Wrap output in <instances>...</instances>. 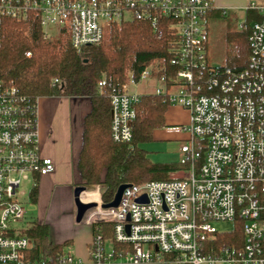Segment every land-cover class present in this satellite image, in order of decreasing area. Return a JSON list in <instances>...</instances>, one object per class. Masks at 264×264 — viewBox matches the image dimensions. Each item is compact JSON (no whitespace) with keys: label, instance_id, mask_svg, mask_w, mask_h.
<instances>
[{"label":"built area","instance_id":"obj_1","mask_svg":"<svg viewBox=\"0 0 264 264\" xmlns=\"http://www.w3.org/2000/svg\"><path fill=\"white\" fill-rule=\"evenodd\" d=\"M249 9L264 16V4ZM214 10V0H0V40L6 18L26 21L32 13L46 40L65 31L76 50L101 45L115 25L147 21L160 36L165 24L177 37L175 72L155 63L110 95L112 137L131 142L136 106L147 95L189 115L187 126L167 128L187 135L179 150L185 170L168 182L130 184L118 208L103 210L101 201L87 221L111 223L113 237L93 238L86 262L70 253L37 260L20 189L28 178L53 174L55 164L41 153L30 99L0 80V264H264V19L252 30L248 66L237 70L210 64ZM154 70L162 74L158 88L141 95L136 87ZM105 87L102 81L101 93ZM221 224L233 230L220 231ZM234 233L242 241L217 245Z\"/></svg>","mask_w":264,"mask_h":264},{"label":"trees","instance_id":"obj_2","mask_svg":"<svg viewBox=\"0 0 264 264\" xmlns=\"http://www.w3.org/2000/svg\"><path fill=\"white\" fill-rule=\"evenodd\" d=\"M229 13L216 9L208 15L209 44L210 29L228 20ZM246 14L254 19V25L248 21L242 31L228 27L224 35L230 52L228 65L237 70L248 66L252 30L256 23L264 19L261 12L256 10L249 9ZM162 26V35L159 36L147 21L122 23L112 27L107 44L76 50L68 32L62 31L56 39L46 40L36 13H32L26 21L6 18L3 23L0 80L27 96L35 113L39 98L91 100L92 111L84 122L78 170L88 191L100 188L103 204H110L122 185L168 182L176 173L186 169L180 162L153 163L149 158L150 153L144 148L153 142L155 131L168 128L165 117L171 106L162 97L147 95L137 104L131 142L117 143L111 132L110 95L128 84L129 72L137 82L142 73L157 62L165 67L166 75L175 72L171 62L177 37L165 24ZM28 52H32L31 58L26 57ZM161 75L154 70L152 79L157 80ZM55 80L59 84H54ZM102 81H106L103 93L99 90ZM38 197L37 177L29 194V202L36 205ZM112 231L111 223L92 224L93 238L102 235L104 240H109L113 237ZM26 235L34 243L37 260L61 255L65 247L73 244L72 241L54 244L49 227L37 220L28 227ZM235 237L242 241L240 233L221 235L217 245H232ZM116 249H121V246H116Z\"/></svg>","mask_w":264,"mask_h":264},{"label":"crops","instance_id":"obj_3","mask_svg":"<svg viewBox=\"0 0 264 264\" xmlns=\"http://www.w3.org/2000/svg\"><path fill=\"white\" fill-rule=\"evenodd\" d=\"M214 3L219 10L242 9L247 12L251 6L263 5L264 0H214ZM172 108L186 114L189 119L188 113L180 107H170L169 110ZM91 111L92 103L88 98L44 97L37 100V129L41 153L55 164L53 174L38 177L39 197L35 206L40 210L37 221L51 229V242L63 244L72 241L77 249L78 245H83L88 257L93 234L92 224L85 220L86 217L80 224H83L84 229H90V233L72 237L67 236V233L62 235L59 227L61 222L66 227L76 220L74 189L84 185L78 163L83 147L84 122ZM167 126L174 125L167 122ZM173 133L177 132L163 129L155 131L154 135L170 139ZM43 209L46 210L42 211ZM76 256L81 258L79 250Z\"/></svg>","mask_w":264,"mask_h":264},{"label":"rangeland","instance_id":"obj_4","mask_svg":"<svg viewBox=\"0 0 264 264\" xmlns=\"http://www.w3.org/2000/svg\"><path fill=\"white\" fill-rule=\"evenodd\" d=\"M248 21L251 25H254V19L248 18L246 11L242 9H237L234 11H230L228 20H225V22L221 24H216L212 26V28L210 29V44L208 47V57L210 60V64L215 66H228L232 68V66L228 65L227 62V57L230 54V52L228 51V46L224 39V35L228 27L234 28L236 31L237 30L242 31L243 27H245V24ZM110 32L107 34L106 40L103 44H107L109 42ZM58 36L59 35L53 36L52 39H56ZM130 75L131 73L129 72L128 83L130 81ZM158 86H159L158 82L155 79H152L151 81H148V83L144 82L143 84L137 86L136 91L139 92L141 95L154 93L158 88ZM165 119H166V124L167 122H169L172 125L187 126L189 122L187 115L184 113H180L175 108H172L168 111ZM185 140H187V135H185L184 133L182 134V136L178 133L175 134L173 133L170 139L161 138L158 135H154L153 142L147 144L144 148L150 153L149 158L153 163H179L181 160L180 152H179L180 145L182 143L181 141H185ZM34 186H35V180H33L32 178H28V180L23 182V185L20 189V192L26 193V196L23 198L22 203L28 213L26 217V221L24 222V228L27 229L29 226H31L33 222L37 220L38 212L40 210L38 206L32 205L29 202V194ZM88 192H99L101 194L100 188H96L95 190ZM45 210L43 209L42 211ZM91 213L92 210L87 214V217ZM87 217L85 220H87ZM61 223H60L59 231L61 232L62 235L67 233V236L76 237L82 234L90 233V229H84L82 226L83 224H77L75 219L72 222V224L66 227H63L66 224L64 223L61 224ZM217 227L220 231L231 232L233 230L231 224H221L218 225ZM50 238L51 241H53V235L51 231H50ZM78 248L79 249H77L76 244L75 246L72 244L71 246L64 248V253H70L71 255L78 258L76 255L79 250L80 251L79 257L81 258L78 259L82 260L83 262H86L88 260V256L85 248H83V245L82 246L78 245Z\"/></svg>","mask_w":264,"mask_h":264},{"label":"water","instance_id":"obj_5","mask_svg":"<svg viewBox=\"0 0 264 264\" xmlns=\"http://www.w3.org/2000/svg\"><path fill=\"white\" fill-rule=\"evenodd\" d=\"M129 187H131L130 184L122 185L118 189L114 200L110 204H103L101 206V208L103 210L118 208L121 201H122V198H123L125 191ZM87 192H88V190L85 186H78L74 189V203H75V207H76V222L78 224H80L84 220V218L86 217V215L89 211L98 207V205L95 203H84L82 201V199H81L82 195L84 193H87Z\"/></svg>","mask_w":264,"mask_h":264},{"label":"bare ground","instance_id":"obj_6","mask_svg":"<svg viewBox=\"0 0 264 264\" xmlns=\"http://www.w3.org/2000/svg\"><path fill=\"white\" fill-rule=\"evenodd\" d=\"M174 38V37H173ZM82 201L84 203H95L99 205L101 203V198L99 192H87L82 195Z\"/></svg>","mask_w":264,"mask_h":264}]
</instances>
